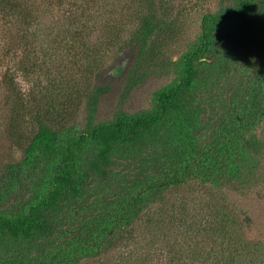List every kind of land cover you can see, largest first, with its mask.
<instances>
[{
	"label": "trees",
	"instance_id": "16d2710c",
	"mask_svg": "<svg viewBox=\"0 0 264 264\" xmlns=\"http://www.w3.org/2000/svg\"><path fill=\"white\" fill-rule=\"evenodd\" d=\"M129 1L136 5L128 17L134 29L121 50L136 53L138 63L151 43L150 55L157 58L177 27L169 0ZM89 4L82 0L81 13L69 11L67 19L88 17ZM218 5L200 16L194 41L177 62L170 61L176 76L155 92L151 109L99 122L107 87L95 85L82 124L56 129L38 122L22 159L0 177V264L98 259L125 240L169 189L190 181L213 190L258 183L264 154L255 136L264 123V0ZM32 11L29 0H0V22L15 27L22 42L35 38L28 31L37 22ZM104 21L96 23L100 30L116 23L117 42L126 24ZM81 26L72 29L79 40L89 31ZM89 59L90 52L88 64ZM235 248L213 263L234 264Z\"/></svg>",
	"mask_w": 264,
	"mask_h": 264
},
{
	"label": "rangeland",
	"instance_id": "374dc122",
	"mask_svg": "<svg viewBox=\"0 0 264 264\" xmlns=\"http://www.w3.org/2000/svg\"><path fill=\"white\" fill-rule=\"evenodd\" d=\"M29 1L37 20L28 30L35 37L34 46L30 40H18L15 27L0 22V177L8 164L22 159L39 121L56 129L82 124L86 98L95 85L107 87L100 98L99 122L119 112L151 109L155 92L176 76L170 61L177 62L194 41L200 16L220 3L169 0L175 34L161 44L157 58L150 55V43L147 56L136 64V53L121 50L134 29L128 17L136 5L129 0H91L89 16L81 14L79 21L78 17L70 21L67 15L81 13L82 0ZM92 19L99 26L106 19L126 28L116 42L112 35L116 23L110 30H100ZM84 24L89 31L78 33L79 40L72 29ZM32 48L34 53L28 55ZM88 52L90 64L85 60ZM18 73L33 85L29 93L20 91ZM8 76L13 81H7ZM255 136L264 143V123ZM261 162L258 183L251 188L213 190L190 181L169 189L161 203L130 227L125 240L102 257L79 264H214L216 258H229L231 247L237 249L234 264H264V154Z\"/></svg>",
	"mask_w": 264,
	"mask_h": 264
},
{
	"label": "clouds",
	"instance_id": "9594fccd",
	"mask_svg": "<svg viewBox=\"0 0 264 264\" xmlns=\"http://www.w3.org/2000/svg\"><path fill=\"white\" fill-rule=\"evenodd\" d=\"M16 83L19 85L20 91L23 94L29 93L33 86L30 81L26 80L22 76V74H19V73L16 76Z\"/></svg>",
	"mask_w": 264,
	"mask_h": 264
}]
</instances>
